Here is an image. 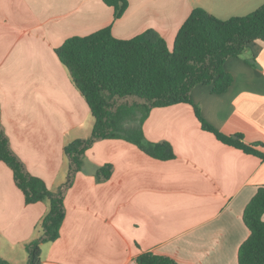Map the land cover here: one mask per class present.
Wrapping results in <instances>:
<instances>
[{"label":"crops","instance_id":"1","mask_svg":"<svg viewBox=\"0 0 264 264\" xmlns=\"http://www.w3.org/2000/svg\"><path fill=\"white\" fill-rule=\"evenodd\" d=\"M264 0H128L124 14L103 0H0V125L27 170L57 189L67 178V143L87 138L94 117L56 48L72 36L111 26L115 37L156 30L168 46L195 8L220 19L245 16ZM171 48V47H170ZM233 82L223 94L197 85L193 104L225 135H242L264 154V41L225 61ZM193 104L154 108L148 141L169 142L175 157L153 158L123 139L96 142L65 198L60 237L42 245L41 264H137L152 251L180 264H239L250 235L243 213L260 185L264 158L202 128ZM234 138V137H233ZM113 165L98 182L96 170ZM49 203L27 204L0 161V256L26 264Z\"/></svg>","mask_w":264,"mask_h":264},{"label":"trees","instance_id":"2","mask_svg":"<svg viewBox=\"0 0 264 264\" xmlns=\"http://www.w3.org/2000/svg\"><path fill=\"white\" fill-rule=\"evenodd\" d=\"M114 9L115 19L128 7V0H103ZM264 41V4L252 13L220 19L203 8H195L179 29L171 49L154 29L130 38H117L111 26L85 36H72L56 53L67 67L75 86L81 91L94 117L90 136L78 138L64 147L68 159L67 178L51 190L43 179L32 175L12 149L0 125V161L11 168L16 185L23 191L27 204L47 201L49 210L43 217L39 234L26 244V264L42 263V245L60 237L65 219V198L82 170L87 151L98 141L123 139L137 145L147 155L169 160L175 157L169 142L148 141L143 122L154 108L175 104H193L192 91L197 85H212L214 93H225L233 76L225 70V61L241 56L247 47ZM195 112L204 130L223 143L264 158L256 148L225 135L207 123L195 104ZM113 165L96 170L98 182L108 180ZM243 220L250 235L238 251L239 264H264V185L246 206ZM137 264H180L174 258L152 251L141 253ZM0 264H14L0 256Z\"/></svg>","mask_w":264,"mask_h":264},{"label":"water","instance_id":"3","mask_svg":"<svg viewBox=\"0 0 264 264\" xmlns=\"http://www.w3.org/2000/svg\"><path fill=\"white\" fill-rule=\"evenodd\" d=\"M233 137H234L235 139H238V138H239L237 135H234Z\"/></svg>","mask_w":264,"mask_h":264},{"label":"rangeland","instance_id":"4","mask_svg":"<svg viewBox=\"0 0 264 264\" xmlns=\"http://www.w3.org/2000/svg\"><path fill=\"white\" fill-rule=\"evenodd\" d=\"M75 36H77V35H75ZM177 36V35H176ZM173 46H174V44L173 45H171L170 47H171V49L173 48ZM92 132V131H91ZM90 136V135H89Z\"/></svg>","mask_w":264,"mask_h":264}]
</instances>
